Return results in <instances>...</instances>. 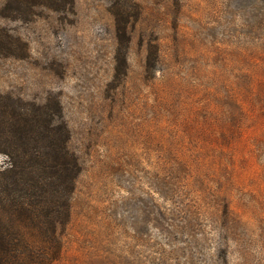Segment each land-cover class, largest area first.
I'll return each mask as SVG.
<instances>
[{
    "label": "rangeland",
    "instance_id": "374dc122",
    "mask_svg": "<svg viewBox=\"0 0 264 264\" xmlns=\"http://www.w3.org/2000/svg\"><path fill=\"white\" fill-rule=\"evenodd\" d=\"M4 1L0 27L21 36L30 52L22 59L0 56V91L25 99L59 94L85 165L58 264H111L117 255L121 264H221L222 255L226 264H264V102L258 103L264 53L257 58L264 24L257 22V0H182L175 10L168 0H142L148 14L132 28L129 78L117 91L109 88L117 49L113 0H76L73 22L59 13L34 21L3 17ZM157 35L164 61L160 81L152 83L145 63ZM246 56L263 76L257 150L239 141L226 146L234 148L237 173L229 179L230 208L222 220L225 254L208 223V235L180 246L188 251L171 249L164 262L154 261L162 245L165 151L182 146L180 117L214 98L224 116L236 115ZM182 134L192 139L194 132ZM5 161L0 156V165Z\"/></svg>",
    "mask_w": 264,
    "mask_h": 264
},
{
    "label": "trees",
    "instance_id": "16d2710c",
    "mask_svg": "<svg viewBox=\"0 0 264 264\" xmlns=\"http://www.w3.org/2000/svg\"><path fill=\"white\" fill-rule=\"evenodd\" d=\"M180 7L182 0H168ZM259 27L264 24V0H257ZM116 30L117 49L109 88L117 91L129 78V51L132 28L148 14L142 0H113L110 7ZM62 14L73 22L76 0H5L3 17L34 21L45 15ZM160 35V34H159ZM148 45L145 79L160 81L164 61L161 39ZM30 47L21 36L0 27V56L26 58ZM264 53V41L257 40V58ZM238 95V113L224 116L217 98L198 103L180 117L182 146L175 153L165 151L167 164L163 181L165 207L159 239L161 250L154 261L166 260L171 249L180 253L201 236L207 224L216 237V249L224 252L225 228L222 220L229 213V179L236 175L234 142L250 151L257 150V61L250 66L244 57ZM261 70L260 67H258ZM264 102L259 99L258 103ZM264 105V103L260 104ZM196 128H194L193 126ZM74 134L59 94L48 92L43 98L25 99L0 91V264H58L65 256V234L74 216V198L85 165L73 148ZM192 141L193 148L184 146ZM176 156V163L170 159ZM164 172V171H163ZM179 246V247H178ZM221 264H226L222 255ZM119 256L115 262L121 264ZM109 264V263H106Z\"/></svg>",
    "mask_w": 264,
    "mask_h": 264
}]
</instances>
